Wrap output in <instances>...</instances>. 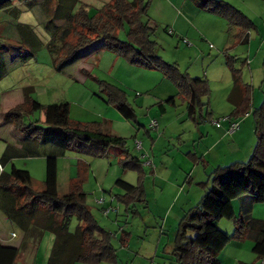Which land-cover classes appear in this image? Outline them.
I'll use <instances>...</instances> for the list:
<instances>
[{"label": "rangeland", "instance_id": "374dc122", "mask_svg": "<svg viewBox=\"0 0 264 264\" xmlns=\"http://www.w3.org/2000/svg\"><path fill=\"white\" fill-rule=\"evenodd\" d=\"M27 1H30L32 7L35 5L36 9L45 3V0H8L10 3L7 5L3 3L6 0H0V162L7 145L21 147L20 131L15 125L7 123L4 116L10 109L23 103V91L26 88H33L32 97L43 105L69 103L72 122L97 125L106 132L112 131L114 136L125 138L130 153L135 157L141 156L139 150H136V142H142L146 146L143 147L146 161H155L163 177L170 179V182L165 179L166 182L159 178L154 183L155 175H149L145 204L127 209L119 202L117 197L123 191L116 186L117 180L138 185L139 174L124 170L122 158L115 148L106 149L102 157L75 152H66L60 157V194L66 192L70 177L82 178L87 205L100 226L114 236L113 245L118 255L115 264H177L174 247L179 222L183 213L196 207L205 194L198 184L189 189L186 183L187 175L191 172L189 152L193 149L192 136L195 127H211L212 120L224 118L221 113L224 107H230L226 96L233 88V79L227 66V56L236 59V68L241 70L243 80L255 90L257 99L263 95L261 101H256V105L253 103V108H259L264 100V0H218L240 10L259 28L258 31L251 30L248 44L241 43L239 29H230L226 19L199 8L192 0H145L149 3L148 15L155 28L152 40L159 46L160 57L167 63L177 64L182 73H188L193 78L206 77L209 81L211 93L209 97L203 98V121L198 118L200 125L188 118L186 103L178 97L177 88L163 72L132 65L105 48L62 72L57 71L48 50L52 37L45 28L47 15L32 10ZM109 1L81 0L92 12ZM14 9L22 12L16 14ZM25 25L31 26L40 43L33 57L22 60L21 53L29 51L26 47L21 50L19 44V26ZM169 31L175 32L174 35ZM120 38L127 40V31H122ZM184 39L190 45L184 44ZM252 61L255 62L250 66ZM105 83L126 92L127 100L136 112L137 121L127 122L109 102L103 91ZM171 97H176L175 106L165 104ZM160 103L164 104L165 112L160 109ZM208 112L212 118H207ZM250 116L249 121L253 124L254 116L252 113ZM34 120L43 121L44 115L37 112L23 117L25 124ZM153 120L160 125L158 133L148 128ZM145 129L150 131L155 140H151ZM138 130L141 131L140 135L137 134ZM42 150L44 154L59 152L52 145ZM13 166L29 171L34 189L43 190L45 158L16 159L8 163L5 170L9 172ZM179 192L183 193L180 199ZM260 192L264 193V187ZM185 198L193 202L191 206H183ZM101 199L107 201L105 208L103 204H97ZM234 208L236 212L240 211L238 200L234 202ZM104 209L112 210L111 214L106 216ZM252 215L264 220V202L254 205ZM233 225V221L224 219L219 223V228L233 235ZM76 226L74 220L72 230ZM0 231L8 237L16 233L17 238L10 245L20 248L18 264H48L55 242L52 233H44L39 241L24 239L23 242V233L1 211ZM194 236V233H190V237ZM123 237L129 238L126 247L121 242ZM233 241V245L244 246L241 250L236 249L230 245L231 242L220 254L222 264H262V260L248 249L252 245L250 240Z\"/></svg>", "mask_w": 264, "mask_h": 264}, {"label": "trees", "instance_id": "16d2710c", "mask_svg": "<svg viewBox=\"0 0 264 264\" xmlns=\"http://www.w3.org/2000/svg\"><path fill=\"white\" fill-rule=\"evenodd\" d=\"M192 1L199 8L226 19L230 29L240 30L241 43H249L254 24L240 10L224 1ZM44 2L41 8L36 9L33 5L31 9L47 15L45 28L52 37L48 50L57 71L62 72L105 48L132 65L163 72L177 88L178 97L186 103L188 118L194 122L202 119L203 98L211 93L209 81L206 77L193 78L188 73H182L177 64L167 63L160 57L159 46L152 40L155 28L151 25L149 3L145 0H110L95 12L81 0ZM3 3L8 5L10 2L6 0ZM13 11L16 14L22 12L19 9ZM122 31H127V40H121ZM19 34L21 50L29 48V53H21L20 58L27 60L38 51L40 42L30 25L19 26ZM227 66L233 79V88L228 96L232 111L224 118L228 117L229 126L233 122L241 125L246 115L252 113L256 144L247 162L218 167L211 174L210 182L200 184L205 194L196 207L183 214L177 228L174 247L177 264H222L220 254L233 240H250L255 256L264 260V220L252 215L254 205L264 202V193L260 192L264 187V100L259 108L254 109V90L243 80L241 70L236 68V59L227 56ZM103 91L127 122L137 121L125 91L108 83L103 85ZM23 92V103L4 116L7 123L15 125L20 131L22 142L20 148L7 145L0 162L3 167V171L0 170V211L26 240L39 241L46 232L55 236L48 264L117 263L114 236L100 226L87 205L82 178L79 176L71 180L66 192L60 194L58 160L66 152L102 157L106 149L115 148L122 158L124 170L139 174L138 185L121 179L116 182V186L123 191L117 197L119 202L127 209H135L137 204L147 202L143 148L139 151L141 156L135 157L130 153L125 138L114 136L97 125L72 122L69 103L43 105L32 97L33 88H26ZM165 104L175 106L176 97L169 98ZM159 106L165 112L164 104ZM37 112L44 115L43 121L24 123L25 115ZM207 118H212V114L208 112ZM48 145L58 148L59 152L44 154L42 148ZM34 158L46 159L41 191L34 189L29 171L15 166L9 172L5 170V166L13 160ZM150 162L149 166L155 169L153 161ZM103 200L105 208L107 201ZM237 200L240 203L238 215L234 209ZM224 219L234 222L233 235L219 228ZM74 220L77 226L72 230ZM190 233L195 236L190 237ZM121 242L125 244L124 237ZM19 255L20 248L5 245L0 240V264H18Z\"/></svg>", "mask_w": 264, "mask_h": 264}, {"label": "crops", "instance_id": "0c3cea01", "mask_svg": "<svg viewBox=\"0 0 264 264\" xmlns=\"http://www.w3.org/2000/svg\"><path fill=\"white\" fill-rule=\"evenodd\" d=\"M255 29H256V31L259 30V28L256 25H254L253 30H255ZM174 33L175 32H173L172 35H174ZM251 33L252 32H250V38H251ZM250 40L251 39H249V42H250ZM250 55H251V53H250ZM258 55H259V53L256 56H258ZM254 62L255 61H252L250 63V66H252L254 64ZM262 66L264 68V62H263ZM254 92H255V90L253 91V103H255V105H256V101L257 100L261 101V97L263 95H260V97L257 99L256 93H254ZM229 94H230V92H229ZM229 94H227V96H226L227 102H229L228 101ZM262 94H264V92ZM228 104L230 107H224V109L221 111V113L224 114V115H222V117L229 116L231 111H232V106L230 105V103H228ZM226 106H228V105H226ZM187 116H188V114H187ZM250 118H251L250 115L245 117L244 120L241 122L240 130L237 131L233 135L228 134V129H229V123L228 122H225V124L221 125L220 127H215L212 123H211V127H200V126L195 127L196 129L194 130V133L192 136L193 137V141H192L193 142V146H192L193 149H192V151L190 150V152H189V155H190L189 158L191 160V161H189V164H190V168H189L190 170L189 171H191V172L187 175V179H186V183L189 184V189H192L196 184H198L200 186L201 183L210 182L211 181L210 180L211 174L218 167H227V165L229 163L234 164L236 162H243L246 159L251 157L253 150H254V147H255V144H256V138H255V132H254V123L253 124L250 123V121H249ZM199 122L200 121L194 122V123L197 125H200ZM148 128L150 129V125L148 126ZM159 128H160V125L158 123V129L156 131L157 133L159 132L158 131ZM145 131H146L147 135L151 138V140H153V139L155 140V138L151 137L150 131H147L146 129H145ZM109 133H112V131ZM137 134L140 135L141 131L138 130ZM115 135H118V134L116 133ZM156 135L157 134H155V136ZM160 140H161V138L159 137L158 141H160ZM143 147H146L145 144H143ZM153 163H155V161ZM154 166H155V164H154ZM168 168H170V165L168 166ZM144 171H145V175H146L145 181H144L145 182L144 186H145L147 193H148V190H147L146 182L149 179V175H155L154 176L155 179L153 180L154 183L156 182V180H159V178H162L164 180L167 179V181L170 182L169 177H167V178L163 177L164 175H163L162 171H160L157 166H155V169H154L151 166L145 164L144 165ZM148 172H149V174H148ZM198 173H199V176H196ZM205 179H207V181L203 182V181H205ZM71 180H74V178L70 177L68 181L70 182ZM202 191H203L202 193H205V191L203 189H202ZM182 194L183 193H180V192L178 193L179 199L182 196ZM187 196H189V195L187 194ZM178 198H177V202H178ZM192 203L193 202L191 200H189L188 198H185L183 206L189 207L192 205ZM235 213H236V215L239 214V212H236V210H235ZM233 227H234V225H233ZM15 234L16 233H13V235L11 237H8L4 234V232L0 231V240L3 244L10 245V243L13 242V240L15 238H17V237L13 238V236ZM128 239H125L126 240V242L124 244L125 247H126V243L128 242ZM23 242H25L24 238H23ZM23 242H22V244H23ZM233 242L230 245L234 246L236 249L241 250L244 246V245H233ZM248 249H251V252L253 253V251H252L253 250V243L250 247H248ZM235 254L237 255L236 252H235ZM221 261L223 262V260H221Z\"/></svg>", "mask_w": 264, "mask_h": 264}, {"label": "built area", "instance_id": "2783aa9c", "mask_svg": "<svg viewBox=\"0 0 264 264\" xmlns=\"http://www.w3.org/2000/svg\"><path fill=\"white\" fill-rule=\"evenodd\" d=\"M169 33H170V34H173V31H169ZM183 42H184V44H186V45H190V43H189L188 40H185V39H184ZM247 116H249V114H247L246 117H247ZM228 121H229L228 117H225V118H222L221 120H216V121H215V120H212L211 123H212L215 127H220L221 124H222L223 122H228ZM150 129H151V130H157V129H158V122H157L156 120H153V121L151 122V124H150ZM239 130H240V123H239V122H233V123H231L230 126H229L228 134L233 135V134H235V133H236L237 131H239ZM136 147H137V149H138L139 151H141L142 148H143V146H142V142L137 141V142H136ZM142 158H143V160H146V159H147V156L142 155ZM151 164H152V163H151L150 161H146V165H151ZM0 170L3 171V167H2L1 165H0ZM97 203H98V204H103V203H104V200H103V199L98 200ZM111 211H112V210H110V209H106V210H104V214H105V215H108ZM15 237H16V235L13 236V238H15ZM262 264H264V260L262 261Z\"/></svg>", "mask_w": 264, "mask_h": 264}, {"label": "clouds", "instance_id": "9594fccd", "mask_svg": "<svg viewBox=\"0 0 264 264\" xmlns=\"http://www.w3.org/2000/svg\"><path fill=\"white\" fill-rule=\"evenodd\" d=\"M16 235V234H15Z\"/></svg>", "mask_w": 264, "mask_h": 264}]
</instances>
